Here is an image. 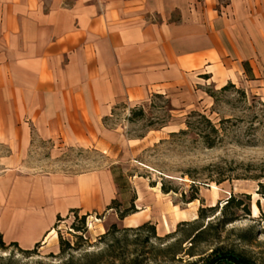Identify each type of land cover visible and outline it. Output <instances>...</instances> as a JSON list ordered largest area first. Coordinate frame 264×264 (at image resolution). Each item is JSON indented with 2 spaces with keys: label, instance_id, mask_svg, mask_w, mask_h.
<instances>
[{
  "label": "crops",
  "instance_id": "crops-1",
  "mask_svg": "<svg viewBox=\"0 0 264 264\" xmlns=\"http://www.w3.org/2000/svg\"><path fill=\"white\" fill-rule=\"evenodd\" d=\"M252 58L264 0H0L2 241L45 246L58 218L105 203L96 173L22 171L33 133L102 150L120 104L224 86Z\"/></svg>",
  "mask_w": 264,
  "mask_h": 264
},
{
  "label": "rangeland",
  "instance_id": "rangeland-1",
  "mask_svg": "<svg viewBox=\"0 0 264 264\" xmlns=\"http://www.w3.org/2000/svg\"><path fill=\"white\" fill-rule=\"evenodd\" d=\"M244 63L250 71L242 67L224 86L205 83L174 98L120 104L103 123L110 136L102 150L33 133L22 171L64 177L96 173L105 203L84 221L81 213L60 218L56 238L30 257L0 247V264H61L86 255L93 264L100 254L104 257L95 263L180 264L220 246L264 264V58ZM162 186L171 191L164 194ZM231 197L242 200V208L248 205L249 215L242 208L226 211ZM112 201L115 209L108 210ZM126 211L131 217L124 222L119 215ZM224 212L238 220L222 224ZM146 223L155 227L157 239L149 238L148 229L135 230ZM200 230L202 237L192 244Z\"/></svg>",
  "mask_w": 264,
  "mask_h": 264
},
{
  "label": "trees",
  "instance_id": "trees-1",
  "mask_svg": "<svg viewBox=\"0 0 264 264\" xmlns=\"http://www.w3.org/2000/svg\"><path fill=\"white\" fill-rule=\"evenodd\" d=\"M243 67L244 69H246V71H250V68L248 66L247 63H244L243 64ZM228 86H233L231 84L225 86L222 88V90H226L228 88ZM207 94H209L207 92ZM211 97H213L212 95H210ZM260 190H262V195H264V184H261L260 185ZM162 191L164 194H168L171 190H166L164 188V186H162ZM246 199H249L248 196H244ZM197 198H192L191 199V202L196 200ZM113 204H116V201H112V204L110 205V207H108V210H111V209H115V207H112ZM243 206L242 204V200H238L236 201V198L234 197H231L226 205H225V209L227 211V209H241ZM246 207H248V205H245L241 210L243 212H246V215H249V211L248 209H246ZM209 210H213V208L209 209ZM204 212V209H200L199 210V217L198 219L202 218L203 216V213ZM71 213H78V212H75V211H72ZM133 214V213H132ZM130 214V212L126 211L124 213H121L119 215V219L120 220H124L126 217H128ZM87 217L84 216L82 218V220L84 221L85 218ZM60 220V218L57 219V221ZM238 220V217H228L227 213L224 212V218L222 219V224L224 225H228V224H231L235 221ZM182 224H185V223H182ZM142 229H148L150 231V235H149V238H154V239H157L156 238V234H155V227L150 225V223H146L138 228H136L135 230H142ZM206 229V228H205ZM132 230V229H131ZM204 230H200L198 231L194 237L192 238L191 240V243L194 244V243H197L199 242V239L202 237L203 235V232ZM110 232H107L104 234V236L106 235H109ZM0 247L1 248H15L17 249V251L27 257H30L32 254L35 253V250L36 248L39 247V245H36L34 247V249L32 250H29V251H26V250H22L18 247V245L16 243H10V244H5L1 237H0ZM193 246H191L190 248H192ZM191 250V249H190ZM64 251L62 250L61 253H63ZM188 255H190V257H194L195 255H193L192 253H189ZM94 257V256H93ZM103 256V254H100L98 256H95L93 259V264H99V263H95L97 260H100ZM90 257L89 256H84L82 259L80 260H77V261H74V259H69L61 264H92V262L89 261ZM2 264H16L15 262L13 261H7L5 263H2ZM38 264H42V263H38ZM122 264H126V263H122ZM133 264H136V263H133ZM180 264H257L255 263L251 258L247 257L245 254L243 253H239L233 249H227L225 247H216V248H213L210 253L208 254H202L199 256L198 259H196L195 261H191V262H186V263H180Z\"/></svg>",
  "mask_w": 264,
  "mask_h": 264
},
{
  "label": "bare ground",
  "instance_id": "bare-ground-1",
  "mask_svg": "<svg viewBox=\"0 0 264 264\" xmlns=\"http://www.w3.org/2000/svg\"><path fill=\"white\" fill-rule=\"evenodd\" d=\"M216 196H217V195H216ZM167 227H168V225H167ZM49 237L52 238V239H53V238H56V232H55V230H53V231L50 233ZM49 237H48V238H49ZM50 238H49V239H50Z\"/></svg>",
  "mask_w": 264,
  "mask_h": 264
}]
</instances>
